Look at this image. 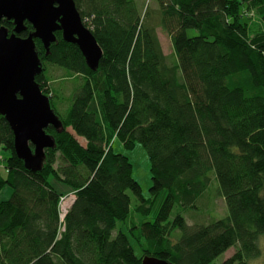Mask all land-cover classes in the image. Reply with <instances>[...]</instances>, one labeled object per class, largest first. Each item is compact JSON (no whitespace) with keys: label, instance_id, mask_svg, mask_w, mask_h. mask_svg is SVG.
Here are the masks:
<instances>
[{"label":"trees","instance_id":"trees-1","mask_svg":"<svg viewBox=\"0 0 264 264\" xmlns=\"http://www.w3.org/2000/svg\"><path fill=\"white\" fill-rule=\"evenodd\" d=\"M73 0L84 27L102 50L96 68L60 31L45 50L34 39L41 72L34 80L60 125L45 129L53 146L27 166L14 151V135L0 116V264H141L145 256L170 264H247L264 238V0ZM0 26L8 34L12 21ZM169 37V65L157 29ZM194 31V36L188 35ZM33 33L27 22L18 35ZM47 65L80 78L60 113ZM81 138L85 144H81ZM138 142L150 163L149 198L132 178L128 158L114 153ZM31 147V146H30ZM32 149V147H31ZM1 153V152H0ZM216 183L227 215L187 223ZM136 256L118 222L133 212ZM75 200L63 221V196ZM198 206V207H197ZM177 212L172 217L173 210ZM172 217V219H171ZM180 231L174 241L173 234ZM116 231V233H114Z\"/></svg>","mask_w":264,"mask_h":264},{"label":"water","instance_id":"water-1","mask_svg":"<svg viewBox=\"0 0 264 264\" xmlns=\"http://www.w3.org/2000/svg\"><path fill=\"white\" fill-rule=\"evenodd\" d=\"M3 19L12 21L14 29L8 34L0 26V116L13 132L17 157L30 167L41 162L44 150L53 146L45 129L60 125L34 80L41 72L34 39L48 50L55 42L54 33L60 31L62 39L75 44L92 69L98 66L102 50L84 27L73 0H0V22ZM25 22L33 33L21 38L18 35ZM141 264L170 263L145 256Z\"/></svg>","mask_w":264,"mask_h":264},{"label":"rangeland","instance_id":"rangeland-1","mask_svg":"<svg viewBox=\"0 0 264 264\" xmlns=\"http://www.w3.org/2000/svg\"><path fill=\"white\" fill-rule=\"evenodd\" d=\"M138 5L141 8L150 7L156 8V3L154 0H137ZM196 33L194 31H188V35L194 36ZM157 36L163 51V54L166 56V61L169 65H173L176 63V59L173 54L171 42L169 40L168 35L160 28L157 29ZM47 73L50 75V83L52 85L54 96L53 101L54 104L57 106V109L60 113H64L65 110L69 107L72 93L77 86L80 78L76 77L74 74L67 72L66 70L60 69L55 66L47 65ZM80 84V82H79ZM51 97V96H50ZM79 142H82L78 139ZM82 144V143H81ZM112 149L114 153H119L126 156L132 166V178L139 184L142 192V196L144 198H149V189L151 186V175H150V163L148 157L142 148V146L136 142L133 149L128 150L125 149L122 143L118 139H114L112 141ZM2 154L0 156H5L6 151H0ZM8 156V155H7ZM6 156V157H7ZM1 157V158H2ZM4 157V158H6ZM2 158V159H4ZM11 194V190L9 188H4L0 192V200H6L9 198ZM130 196V214L126 222H118L117 229H121L123 233H125L128 237L129 243L134 251L136 256L141 255V249L135 240V238L131 235L129 231L132 221L133 222H142V221H151L154 219L160 204L164 198L165 191H162L155 202L153 203L151 212L148 217H143L140 215H136L133 212L135 205L138 204L136 198L131 194L128 193ZM217 189L216 183H212L207 193L204 194L203 198L199 200L200 208L198 207V211L192 210L187 211L183 214L187 223L192 224L193 221H207V223L212 222L214 220L221 219L227 215V209L225 202L222 200L221 197L217 196ZM177 212V208L173 210L172 217L174 213ZM171 217V219H172ZM116 233V231L114 232ZM180 237V231H176L172 239L176 241ZM258 247L260 249V255L249 260L247 264H264V238L260 237L258 239ZM235 248L228 249L225 253L219 255L212 263L210 264H221L226 259H228L233 253Z\"/></svg>","mask_w":264,"mask_h":264},{"label":"built area","instance_id":"built-area-1","mask_svg":"<svg viewBox=\"0 0 264 264\" xmlns=\"http://www.w3.org/2000/svg\"><path fill=\"white\" fill-rule=\"evenodd\" d=\"M74 200H75V196L74 194L71 193L61 198L59 203V216L61 221H63L68 209L73 204Z\"/></svg>","mask_w":264,"mask_h":264},{"label":"crops","instance_id":"crops-1","mask_svg":"<svg viewBox=\"0 0 264 264\" xmlns=\"http://www.w3.org/2000/svg\"><path fill=\"white\" fill-rule=\"evenodd\" d=\"M82 142H80V143H82V144H85V142L81 139V138H79ZM2 153H0V155H1ZM2 157V156H1ZM3 157H5V156H3ZM2 157V158H3Z\"/></svg>","mask_w":264,"mask_h":264}]
</instances>
